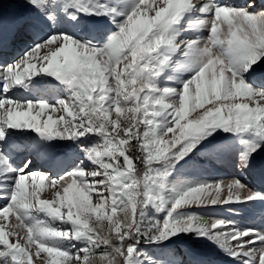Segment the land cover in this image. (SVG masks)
I'll return each mask as SVG.
<instances>
[{
    "label": "snow or ice",
    "instance_id": "6c2138e0",
    "mask_svg": "<svg viewBox=\"0 0 264 264\" xmlns=\"http://www.w3.org/2000/svg\"><path fill=\"white\" fill-rule=\"evenodd\" d=\"M21 6L0 14V264H264V229L198 211L264 206V0ZM222 157L230 180L180 178Z\"/></svg>",
    "mask_w": 264,
    "mask_h": 264
},
{
    "label": "rangeland",
    "instance_id": "374dc122",
    "mask_svg": "<svg viewBox=\"0 0 264 264\" xmlns=\"http://www.w3.org/2000/svg\"><path fill=\"white\" fill-rule=\"evenodd\" d=\"M7 6L0 11L2 14L4 23L6 27L11 25V22L14 17L19 15L24 11V8L21 6V0H6L5 5ZM4 5V6H5ZM201 36H207V31H202L200 33ZM23 48V43L18 42L15 49H9L10 53L18 51L19 49ZM17 95H21L18 93ZM22 95L29 96V93L25 92ZM59 152H69L68 148H60L58 149ZM34 160V165L36 169L41 170H48L53 175L57 172L62 174L64 166H66L69 157H54L44 159L43 164L40 160ZM55 159H61L63 162V166L60 165L58 168H50L49 162ZM236 174V170L232 166L231 160L227 157H222L216 159L212 165H202V166H195L193 167L191 164L186 166L185 168L181 169V179H188V180H230ZM247 180L248 178L245 177ZM47 195V193H45ZM2 201H0V205H2ZM202 214L211 217H232L235 218L237 223L241 226H251L260 229H264V206H261L259 203H256L252 207H245L244 210L240 213L239 216H234V214L230 211L228 206L224 207H214V208H203L198 209ZM211 259L214 261V264H230V261L227 257L223 256L222 254H212Z\"/></svg>",
    "mask_w": 264,
    "mask_h": 264
},
{
    "label": "bare ground",
    "instance_id": "6f19581e",
    "mask_svg": "<svg viewBox=\"0 0 264 264\" xmlns=\"http://www.w3.org/2000/svg\"><path fill=\"white\" fill-rule=\"evenodd\" d=\"M34 160H36V159H34ZM37 160H40L42 162V164H43L44 159L38 158ZM62 162L63 161L61 159L52 160L51 162H49V167L50 168H58V167H60Z\"/></svg>",
    "mask_w": 264,
    "mask_h": 264
},
{
    "label": "water",
    "instance_id": "95a60500",
    "mask_svg": "<svg viewBox=\"0 0 264 264\" xmlns=\"http://www.w3.org/2000/svg\"><path fill=\"white\" fill-rule=\"evenodd\" d=\"M4 4H5V0H0V10L3 8Z\"/></svg>",
    "mask_w": 264,
    "mask_h": 264
}]
</instances>
